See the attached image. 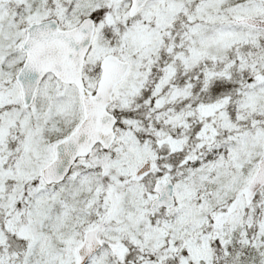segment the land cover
Returning <instances> with one entry per match:
<instances>
[{
  "label": "snow or ice",
  "instance_id": "obj_1",
  "mask_svg": "<svg viewBox=\"0 0 264 264\" xmlns=\"http://www.w3.org/2000/svg\"><path fill=\"white\" fill-rule=\"evenodd\" d=\"M0 264H264V0H0Z\"/></svg>",
  "mask_w": 264,
  "mask_h": 264
}]
</instances>
